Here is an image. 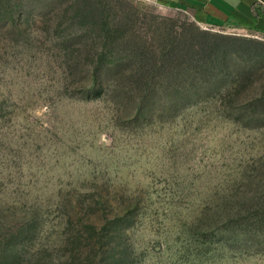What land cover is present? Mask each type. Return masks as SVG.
<instances>
[{
  "label": "rangeland",
  "instance_id": "1",
  "mask_svg": "<svg viewBox=\"0 0 264 264\" xmlns=\"http://www.w3.org/2000/svg\"><path fill=\"white\" fill-rule=\"evenodd\" d=\"M0 264H264V36L0 0Z\"/></svg>",
  "mask_w": 264,
  "mask_h": 264
},
{
  "label": "crops",
  "instance_id": "2",
  "mask_svg": "<svg viewBox=\"0 0 264 264\" xmlns=\"http://www.w3.org/2000/svg\"><path fill=\"white\" fill-rule=\"evenodd\" d=\"M188 11L202 26L264 36V0H159Z\"/></svg>",
  "mask_w": 264,
  "mask_h": 264
},
{
  "label": "trees",
  "instance_id": "3",
  "mask_svg": "<svg viewBox=\"0 0 264 264\" xmlns=\"http://www.w3.org/2000/svg\"><path fill=\"white\" fill-rule=\"evenodd\" d=\"M227 38H231L232 40L234 39H241V38H236V37H227ZM244 41H247L248 43H252V44H255V45H261L263 43L259 42V41H255V40H251V39H246V38H242ZM242 40V41H243ZM202 45V48L203 50L205 49H214V50H217L218 48H220V46L218 45V43H215V45L213 43H210L209 40H205V42H202L201 43ZM164 56L167 57V58H172L173 57V54H166L164 53ZM164 56H162V59L164 58ZM170 65V64H169ZM166 68H169V67H166ZM263 99H260L259 101L261 102Z\"/></svg>",
  "mask_w": 264,
  "mask_h": 264
},
{
  "label": "built area",
  "instance_id": "4",
  "mask_svg": "<svg viewBox=\"0 0 264 264\" xmlns=\"http://www.w3.org/2000/svg\"><path fill=\"white\" fill-rule=\"evenodd\" d=\"M232 31H234V33H237V32H239V31H236V30H232Z\"/></svg>",
  "mask_w": 264,
  "mask_h": 264
}]
</instances>
